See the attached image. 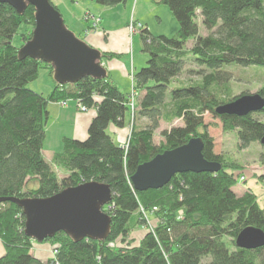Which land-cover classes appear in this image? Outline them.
<instances>
[{
    "label": "trees",
    "instance_id": "trees-1",
    "mask_svg": "<svg viewBox=\"0 0 264 264\" xmlns=\"http://www.w3.org/2000/svg\"><path fill=\"white\" fill-rule=\"evenodd\" d=\"M153 1L167 5L178 28L169 36L142 27L141 51L148 58L133 72V88L138 92L133 111L129 93L108 71L101 78L90 75L62 84L54 80L51 64L38 57H21L17 50L32 37L35 7L27 4L19 13L0 2V196L48 197L94 180L112 190V200L103 207L112 220L108 236L73 240L58 231L43 240L56 249L44 259L31 251L33 238L24 233L21 208L10 200L0 202L4 247L0 264H264V245L256 249L235 245L238 232L249 225L264 231V206L249 190L235 193L238 174L231 168L238 164L213 151L214 140L203 118L205 112L212 113L222 128L235 130L241 149L263 138L264 121L256 114H264V108L244 116L218 115L215 109L243 95L232 94V74L224 65H264V0ZM95 2L113 6L125 0ZM199 21L205 35L198 32ZM18 32L20 45L12 40ZM188 39H192L191 47L186 46ZM188 53L200 68L190 69L199 76L187 83L178 75ZM120 55L100 50L101 62ZM41 67L55 82L47 95L29 87ZM257 93L264 97V87ZM69 99L94 108L96 114L88 136L64 138L61 152L49 163L42 148L48 103ZM131 113L134 119L149 122L144 127L133 123L124 147L109 127L124 128ZM174 119L183 124L161 130L162 139L153 142L160 121ZM191 137L203 140L204 158L220 162V170L176 173L160 189L135 190L131 175L139 164ZM260 176L264 180V173ZM141 206L147 219L152 217L156 223L145 228L135 244L134 238H128L146 224ZM205 258L209 260L203 262Z\"/></svg>",
    "mask_w": 264,
    "mask_h": 264
},
{
    "label": "water",
    "instance_id": "water-1",
    "mask_svg": "<svg viewBox=\"0 0 264 264\" xmlns=\"http://www.w3.org/2000/svg\"><path fill=\"white\" fill-rule=\"evenodd\" d=\"M19 13L25 5L35 7L34 29L30 39L17 50L21 57H38L53 66V78L62 84L76 83L84 76L101 78L107 69L100 58V50L76 36L66 25L59 9L50 0H0ZM264 97L254 92L243 94L216 106L218 115H238L260 111ZM264 144V136L260 140ZM203 140L191 137L178 147L164 150L137 166L131 175L135 190L160 189L171 177L181 172H217L222 165L204 158ZM107 183L86 181L62 188L48 197H1L16 203L24 214V233L39 243L56 232L67 233L73 240L105 239L109 234L111 217L103 210L112 199ZM237 247L256 249L264 245V231L249 225L237 234Z\"/></svg>",
    "mask_w": 264,
    "mask_h": 264
},
{
    "label": "rangeland",
    "instance_id": "rangeland-1",
    "mask_svg": "<svg viewBox=\"0 0 264 264\" xmlns=\"http://www.w3.org/2000/svg\"><path fill=\"white\" fill-rule=\"evenodd\" d=\"M53 3L57 4L61 8V16H63L65 25L76 35L78 36V30L81 26H83V29L87 28V24L90 23V21L86 20L85 13L87 10H83L80 8V5H85L86 3L89 4L90 7V13L98 15L99 12L97 10H94L97 3L95 0H83L80 1V5H74L69 0H52ZM67 5V7H64L63 5ZM100 5V4H98ZM100 7L103 8V6L100 5ZM136 8V9H135ZM109 15H111V12H114L116 10H119V18L122 19L125 18L126 15H128V19L126 21H131V14H136V17H140L141 15L144 16V20L149 24V29L154 31L155 33H162L171 35L174 34L175 30L178 28V22L176 21L175 17H173L172 13L169 11L168 7L164 3H155L153 0H125V2H120L117 5L108 6L107 8ZM110 10H113L110 12ZM89 11V10H88ZM113 14V13H112ZM106 17V14L104 15ZM135 23H140L137 20L134 21ZM127 23V24H128ZM144 26V25H143ZM91 27V26H90ZM88 30V29H87ZM102 31L103 29H99ZM20 31L21 28H20ZM128 31V28H127ZM199 34L205 35L207 33L205 27L202 25V23L199 21ZM129 33V32H128ZM20 32L16 33L12 40L16 45H20V38L19 35ZM135 38L139 37L136 33L133 34ZM132 38L130 37L128 39V50L126 51V55L123 54V52L119 53L121 54L120 57L112 58L111 60L114 62H121L126 57L127 64L132 61L133 63V46L135 49V62L136 67L140 65L138 57L143 56L148 58L146 53L141 52V48L138 46V42H140V39L136 38V42L132 46ZM84 40V39H83ZM139 40V41H138ZM85 41V40H84ZM86 42V41H85ZM192 39H188L186 41V46L191 47L192 46ZM118 53V52H116ZM187 61L185 62V66L183 68V71L178 75L179 79L185 81L188 83L191 79H198L199 75H196L195 72L191 71L190 69H198L200 68V65L195 64L194 57L192 54L188 53ZM145 59V61H146ZM194 61H192V60ZM108 60V61H111ZM145 62L143 63V65ZM139 66V68L143 67ZM224 69L229 71L232 74L230 85L232 87V94L233 95H239L241 93L245 94H253L254 92H257L260 88L264 87V65H256L252 64L249 66H240L236 63H230L224 65ZM122 70V68H120ZM46 74L49 76L48 71L44 68H39V76L36 78L35 81H32V84L35 86H38V84L44 83V77H46ZM133 76V73H131ZM31 84V82H30ZM131 89V87H130ZM131 91V90H130ZM137 91V90H136ZM130 93V92H129ZM138 93V92H137ZM94 109V108H93ZM132 110V109H131ZM133 111V110H132ZM261 120L264 121V114L258 113L256 114ZM204 121L207 123V129L209 134L213 137L214 140V148L213 151L216 153H221L224 158L228 160L234 161L235 168H231L232 171H234L236 174H238V181L236 185L234 186V191L238 195L243 194L244 192H247L248 190L255 194L256 202L259 203L261 206H264V180L261 179V174L264 173V144L261 143V141H256L250 143L245 149L239 148V140L237 139L236 131H229L222 128L220 119L215 117L212 113L205 112L203 114ZM134 120V121H133ZM148 120L143 117H135L131 113L129 123L124 128H117L116 130L114 128H109V130L112 132L115 131L116 139L120 142L123 140H128L131 136L132 126L135 124L138 127H144L146 124H148ZM134 123V124H133ZM183 122L181 119H174L172 122L161 120L159 126L157 129L154 130V136H153V142L158 143L159 140L162 139L161 136V130L168 129L171 126H179L182 125ZM124 129V130H123ZM113 133V132H112ZM244 176V179L241 181L239 180L240 176ZM141 211V210H140ZM142 214V211H141ZM143 216V214H142ZM150 217L149 221H146V224L144 226H141L139 229H134L130 232L128 240L130 238H134L132 240V243L138 242L137 240L140 238V236L145 231L144 229L151 228L152 223L155 221ZM156 223V222H155ZM47 243V244H45ZM124 243V242H123ZM122 243V246H125V244ZM55 244V243H54ZM43 245L48 246V250H46L45 256L42 257V259L48 257L49 255H54V247L55 245L50 244L49 242L43 241L42 243L37 242L33 239L32 242V253L34 252L35 255H39L43 253L44 248L42 249ZM203 262H207L209 259L205 258L203 259Z\"/></svg>",
    "mask_w": 264,
    "mask_h": 264
},
{
    "label": "crops",
    "instance_id": "crops-1",
    "mask_svg": "<svg viewBox=\"0 0 264 264\" xmlns=\"http://www.w3.org/2000/svg\"><path fill=\"white\" fill-rule=\"evenodd\" d=\"M53 5L57 6V8L61 11L60 6L57 4L53 3L52 0H50ZM66 1V0H65ZM83 0H75L71 2L74 5H80L79 2ZM64 5V2H63ZM89 4L85 5H80V8L83 10H89L90 7L88 6ZM101 5V4H100ZM100 5L95 6L94 10H97L99 12V15H101V20H100V28L103 29L102 31H90L88 29V24L86 25L87 28L83 29V26L79 28L78 36L81 37L86 41L87 44L91 45L92 47L101 50V51H113V52H118L126 55V51L128 50V39L130 37L132 38V46L136 42L135 36H130L128 31H127V26H128V15L125 16L124 19L121 20L119 16L120 12L119 10H116L114 12H111L113 10H110L111 15L108 13V6H103L100 7ZM64 7H67V5H64ZM136 9V8H135ZM113 13V14H112ZM106 14V17L104 15ZM133 17L135 20L140 22V24H143L148 28L150 33L152 34H162V33H155L154 31L149 29V24L143 19L144 16L141 15L140 17H136V14H131L130 18ZM174 33V32H173ZM135 34V33H134ZM139 37L137 39H140V34L136 33ZM165 34V33H164ZM162 34V35H164ZM167 35V34H165ZM172 35V34H171ZM170 36V35H169ZM139 41V40H138ZM140 44V46H139ZM138 46L142 49L141 45V39L140 42H138ZM142 52V51H141ZM133 63L132 61L127 64L126 57L123 59L122 63L121 62H116V61H102L103 66L105 69L110 74L111 79H113L121 88V90H124L125 92L129 93L130 92V87H131V78L130 74L135 72L137 69H139V66H142L146 59V57L140 56L138 57L140 65L136 67V56H135V49L133 46ZM147 60V59H146ZM144 66V65H143ZM122 68V70H120ZM47 70V69H45ZM44 83L38 84V86H35L34 84H29V87L33 90H37L38 92L44 93L47 95L49 91L54 87L55 82H53L52 78L46 74V77H44ZM95 110L93 108L86 109V110H79L77 103L74 100L69 99L68 101L65 102V104H60L57 102H49L48 107H47V117L45 119V135H44V140L42 144L43 148V156L46 158V160L50 163L53 162V156L56 153L61 152L62 150V143L64 138H74L77 140H82L85 139L87 135V130L90 121L95 115ZM114 128L115 130L117 128L115 127H109ZM119 129V128H118ZM124 130V129H123ZM113 133L115 131L112 130ZM37 182L33 183L36 185ZM47 244V243H45ZM44 248V251L42 254L36 255L39 258H42L45 256L44 254L46 253V250H48L47 245H43L42 249ZM46 249V250H45ZM4 253V247L0 241V255Z\"/></svg>",
    "mask_w": 264,
    "mask_h": 264
},
{
    "label": "built area",
    "instance_id": "built-area-1",
    "mask_svg": "<svg viewBox=\"0 0 264 264\" xmlns=\"http://www.w3.org/2000/svg\"><path fill=\"white\" fill-rule=\"evenodd\" d=\"M84 15H85L86 20L90 21V23L88 24V30H90L92 32L99 31V29H100L99 23H100V20H101V15L92 14L88 10H87V12ZM134 21H135V19L131 18V21H129L128 26H127L130 36H132V34H134V33H140V31H141V29L143 27V24H140V23H137V22L135 23ZM129 76L131 78V91L129 93V100H130L129 104L131 106V109H133L134 102H135L134 99H135V97L137 96L138 93H137L136 89L133 88V78H132L133 76L131 74ZM65 102L66 101L61 100V101H58L57 103L65 104ZM78 108H79V110H86L87 109L85 107V105H83V104L78 105ZM128 140L125 139V140L121 141V144L125 147V145H127ZM242 179H244L243 175L239 177L240 181ZM140 209L142 211L143 218L146 219V221H149V219H147V213H146L145 209L142 206L140 207ZM179 213H181V212H179ZM55 252H56V249H54V253Z\"/></svg>",
    "mask_w": 264,
    "mask_h": 264
}]
</instances>
